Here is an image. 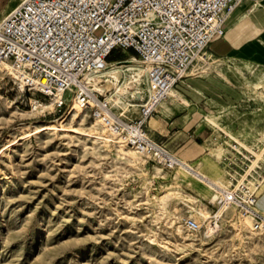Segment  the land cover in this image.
<instances>
[{"label": "rangeland", "instance_id": "374dc122", "mask_svg": "<svg viewBox=\"0 0 264 264\" xmlns=\"http://www.w3.org/2000/svg\"><path fill=\"white\" fill-rule=\"evenodd\" d=\"M20 1L0 0V22ZM132 57L133 52L112 55L117 61ZM207 61L191 69L190 88L177 91L187 103L181 101L173 114L174 119L190 114L188 125H201L210 142L191 162L194 156L180 152L176 141L165 144L203 177L216 180L220 190L230 188V174L237 185L246 175L242 186L249 179L258 182L259 198L264 156L248 171L264 149V69L230 59ZM32 99L49 103L39 91L23 92L15 78L0 73V264H264L263 229L254 236L243 230L239 237L241 214L235 207L206 235L221 203L210 202L213 190L201 179L182 168L149 164L146 157L135 167L118 157L113 145L94 142L95 122L86 113L65 123L71 132L60 131L58 120L71 102L59 112L56 104L35 110ZM211 115L218 126L207 125L208 131L205 120ZM253 123L252 135L242 137L241 129ZM49 125L59 130H44ZM96 128L107 135L102 126ZM227 156H232L229 167ZM155 166L164 177L154 174ZM177 172L182 179L176 182ZM201 206L212 218L190 231L185 221H196L191 207ZM179 228L191 240L185 241Z\"/></svg>", "mask_w": 264, "mask_h": 264}, {"label": "built area", "instance_id": "2783aa9c", "mask_svg": "<svg viewBox=\"0 0 264 264\" xmlns=\"http://www.w3.org/2000/svg\"><path fill=\"white\" fill-rule=\"evenodd\" d=\"M245 1L21 0L0 22V64H10L29 92L36 86L49 99L60 95L55 103L59 112L77 101L89 118L123 138L149 164L167 171L187 168L154 137L149 123L172 91L190 88L191 69L205 62L201 57L214 41L227 35L230 17ZM119 51L133 52L147 71L145 91L131 97L137 107L127 111L107 98L110 92L102 93L112 55ZM96 76L103 78L97 82ZM224 160L229 167L232 156ZM230 177L231 190L224 193L231 208L252 217L262 230L264 217L256 209L260 185L234 192L237 184ZM185 223L190 231L200 228L193 219Z\"/></svg>", "mask_w": 264, "mask_h": 264}, {"label": "bare ground", "instance_id": "6f19581e", "mask_svg": "<svg viewBox=\"0 0 264 264\" xmlns=\"http://www.w3.org/2000/svg\"><path fill=\"white\" fill-rule=\"evenodd\" d=\"M209 58H211V54L209 52H206L204 55H202L201 60L208 63L207 60ZM146 72H147L146 68L144 66H142L139 59L136 57H132L131 60L114 61V65H112V67L109 69V71L106 74V77H107L106 85L102 89V93L106 94V93L110 92V94H107V98L110 100L112 99L117 104V107L123 108L125 111H127L129 107H132V106L137 107L136 105L132 104V102L130 101V98L134 97V99H136V97H138V95H139V97H142L140 94L144 93V91H145L143 86L147 85V83H148ZM0 73L9 74L13 78H15L19 82L20 89L23 92L26 91L27 85H26L25 81L23 79H21V76L11 67L10 64H7V63L0 64ZM102 78H103V76L94 77V79L97 82H100L102 80ZM111 78H113L114 80H112ZM258 86H259V84H256V87H258ZM33 88H35V89H33L34 91H37V92L39 91L36 86H34ZM146 90L149 92L150 88L147 87ZM169 96H170L169 97L170 101H175V99L179 97L178 93L175 90L172 91ZM60 100H61L60 95H56V96H52L49 99L48 104H40V103H38V101L33 100V99L31 102H32V104H34V109L36 110L39 107L42 109L52 108L54 106V104L59 103ZM166 104L167 103L163 102V103H161L160 106H162V105L166 106ZM84 113H85L84 110L80 107V105L77 103V101L72 100L67 113L64 115V117L61 120H58L60 131L71 132L72 129H69V127L66 126L65 123L71 117L80 116V115H83ZM217 119L218 118H216L214 115L213 116L211 115V116H208L205 121L208 125H210V127L215 128L216 126H218V122H217L218 120ZM254 125H255V123L249 125L248 128H242L241 133H240L241 136L244 138L250 137L252 135L253 130H254ZM97 126H100V122H98V121L95 122L92 126L96 130L95 131L93 130L90 133V134H93L92 138L94 139V142H97L98 140L102 141L101 143H104V145L106 147H111L113 145L117 151V156L122 158L123 160L127 161L129 164H131L135 167H138V163L144 162V159L142 158L143 156H141L134 149L129 147L123 138H118V137L116 138V137L112 136L110 134L109 129L104 128V127H102L101 129L104 130V132H108L107 135H105L104 133H101L102 131L98 132L97 128H96ZM59 127H56L54 125H49L44 130H59ZM217 128L219 129V127H217ZM238 142L241 145H243V147L245 149H248V147L244 143H242L239 140H238ZM263 156H264V149L260 153L257 154V159H254L252 161V164H251V167H250L248 173H250V171L254 170L257 167V165L259 164V161L261 160V158ZM182 169H184L186 173L192 174L195 178L201 179V181L204 184H206L207 186H209L213 190V193L211 194V197H210L211 203H217V202L221 203L220 211L215 216V219L206 225V230H205L206 235H210V234L212 235L215 232V229L217 227V225L214 226V224L217 223L218 219L220 217H222L225 213H228V211L231 207V205L229 204L228 200L226 199V195L224 193L226 191H230L231 188L224 187L223 189H221L222 190V192H221V190H220L221 187H218L217 185H215L216 180H213L212 178L208 179L206 177H203L201 174V171H199L198 169H193L189 165L187 166V168L183 167ZM154 174L164 177L163 176L164 175L163 169H161L157 166L154 167ZM181 179H182L181 172H177V175L175 177V181L177 182L178 180H181ZM245 179H246V175L241 177V179L239 180V184L236 185L234 192L241 189V186L243 184H245ZM261 183H262V181L260 182V184ZM187 185L190 186L189 183ZM257 185H259V183L252 180V179H249L248 182L246 183V187H248V189H250V190H253L254 188H256ZM165 198H166V196H165ZM167 198L164 200L167 201L168 200ZM191 208L193 209L194 212H196L195 218H196L197 223H199V224L203 223L204 220H209L212 218L210 211H208L206 208H204L202 206L199 207V209H196L194 207H191ZM2 221H4V219L0 218V225H3ZM239 222H241L240 226L237 228L239 237H242L241 234H242L243 230H246L250 236H254L256 233H258L257 229H256V225H255L252 217L241 216ZM262 229L264 231V223L262 224ZM177 232L180 233V235L182 236V238L185 241L191 240L189 238L191 236L190 235L185 236L182 233L180 228L178 229ZM0 240H1V237H0Z\"/></svg>", "mask_w": 264, "mask_h": 264}, {"label": "crops", "instance_id": "0c3cea01", "mask_svg": "<svg viewBox=\"0 0 264 264\" xmlns=\"http://www.w3.org/2000/svg\"><path fill=\"white\" fill-rule=\"evenodd\" d=\"M227 27L229 29L227 35L210 45V52H207L211 54V57L216 60L230 59L241 63L255 64L264 69V0H247L242 3L230 17ZM213 46L220 47V51L211 50ZM261 82L259 84H262ZM177 93L179 97L175 101H170L169 98L165 101L166 106L159 107V115L150 121L149 127L152 132L157 134L158 138L166 140L165 143L171 144L176 141L178 147H181L180 152L185 151V155H193L194 158L188 160L191 162L203 154V152H199V148L210 142L212 136L204 138L201 125H188L192 120L190 114L174 119L176 113L173 114V112L179 108V103L181 101L187 103L181 98L180 93ZM207 125L206 123V130L211 131L212 127H207ZM201 139L204 141L203 144H199L202 143ZM176 155L178 156V154ZM262 182L264 184V170ZM262 191L257 206L260 211L264 212V189Z\"/></svg>", "mask_w": 264, "mask_h": 264}, {"label": "trees", "instance_id": "16d2710c", "mask_svg": "<svg viewBox=\"0 0 264 264\" xmlns=\"http://www.w3.org/2000/svg\"><path fill=\"white\" fill-rule=\"evenodd\" d=\"M113 60V59H112ZM117 60H119V59H117ZM117 60H114V61H117Z\"/></svg>", "mask_w": 264, "mask_h": 264}]
</instances>
